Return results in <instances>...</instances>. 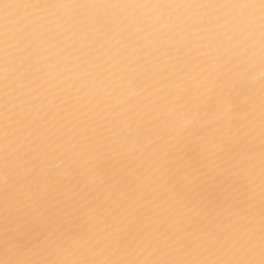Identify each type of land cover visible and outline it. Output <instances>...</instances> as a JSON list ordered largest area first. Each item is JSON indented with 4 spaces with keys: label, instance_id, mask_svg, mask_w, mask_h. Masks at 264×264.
<instances>
[{
    "label": "snow or ice",
    "instance_id": "obj_1",
    "mask_svg": "<svg viewBox=\"0 0 264 264\" xmlns=\"http://www.w3.org/2000/svg\"><path fill=\"white\" fill-rule=\"evenodd\" d=\"M0 264H264V0H0Z\"/></svg>",
    "mask_w": 264,
    "mask_h": 264
}]
</instances>
